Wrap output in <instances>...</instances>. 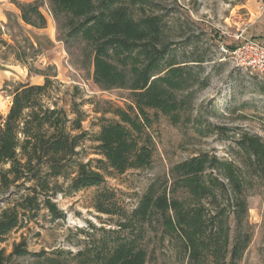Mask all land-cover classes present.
I'll return each instance as SVG.
<instances>
[{
	"label": "trees",
	"instance_id": "obj_1",
	"mask_svg": "<svg viewBox=\"0 0 264 264\" xmlns=\"http://www.w3.org/2000/svg\"><path fill=\"white\" fill-rule=\"evenodd\" d=\"M48 2L61 41L81 46L94 83L103 91H127L130 104L108 110L115 120L102 117L99 131L88 133L79 105L60 106L51 77L33 66L40 47L0 26V61L14 59L45 78L42 85L16 87L8 114L0 117V194L7 196L0 208V245L42 211L65 219L58 196L97 188L94 209L109 220L80 230L85 239L70 253L74 264H240L254 235L249 196L264 195L263 139L241 133L231 147L234 160L204 152L175 164L169 178L156 179L127 209L115 190L103 187L107 178L152 165L150 129L160 114L178 125L192 108L207 79L193 78L191 66L203 61L189 65L172 57L162 17L146 12L149 0ZM15 5L25 25L47 27L42 1ZM86 141L98 158H83ZM30 256L37 264H63L46 251H29L24 238L10 252L0 246V264H22L18 258Z\"/></svg>",
	"mask_w": 264,
	"mask_h": 264
},
{
	"label": "rangeland",
	"instance_id": "obj_2",
	"mask_svg": "<svg viewBox=\"0 0 264 264\" xmlns=\"http://www.w3.org/2000/svg\"><path fill=\"white\" fill-rule=\"evenodd\" d=\"M16 1L35 0H0V26L8 25L9 33L16 39L29 37L40 47L33 66L46 70L51 77L55 88L53 97L67 110L75 101L86 115L83 129L90 134L97 133L100 118L115 120L112 114L106 113L108 110L126 109L130 104L129 93L103 91L94 83L93 73L83 65L81 46L77 43L67 46L61 41L48 0H40L48 22L44 29L22 22ZM149 1L146 12L162 17L164 40L172 44V57L189 65L203 61L201 66H191L192 77L207 79V85L198 88L192 108L182 112L178 125L159 115L150 129L155 152L149 168L107 178L103 187L115 190L119 203L129 210L152 182L169 178L175 164L204 152L234 160L231 147H235L234 141L244 132L258 135L264 141V79L237 68L220 48L224 45L233 51L238 46L235 37L240 33L264 43V0ZM4 39L12 42L11 36L5 35ZM44 81L42 75L30 74L27 66L14 59L0 61V117L8 114L16 87L26 83L42 85ZM93 147L90 141L82 144L80 150L86 161L98 158ZM97 192V188H92L58 196L55 201L65 219L52 220L42 211L37 220L12 232L0 246L10 252L13 244L24 238L32 253L46 251L56 257L54 253L62 251L63 255L58 256L62 263L74 264L70 253H76L85 239L80 230L89 229L91 224L100 227L101 222L109 220L94 209ZM6 199L7 196L0 194V208ZM248 201L254 235L240 264H264V195L251 194ZM18 261L37 264L33 256L18 258Z\"/></svg>",
	"mask_w": 264,
	"mask_h": 264
},
{
	"label": "built area",
	"instance_id": "obj_3",
	"mask_svg": "<svg viewBox=\"0 0 264 264\" xmlns=\"http://www.w3.org/2000/svg\"><path fill=\"white\" fill-rule=\"evenodd\" d=\"M235 38L238 46L233 51H228L224 45H221L222 52L231 57L237 68L264 79V43L247 37L244 33H240Z\"/></svg>",
	"mask_w": 264,
	"mask_h": 264
}]
</instances>
